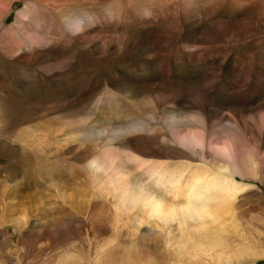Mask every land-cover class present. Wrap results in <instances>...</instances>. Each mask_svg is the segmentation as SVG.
<instances>
[{"label":"rangeland","instance_id":"rangeland-1","mask_svg":"<svg viewBox=\"0 0 264 264\" xmlns=\"http://www.w3.org/2000/svg\"><path fill=\"white\" fill-rule=\"evenodd\" d=\"M176 129L249 150L234 211L264 264V0H0V264L188 260L153 222L116 224L91 167L115 156L149 185L126 157L211 159Z\"/></svg>","mask_w":264,"mask_h":264},{"label":"bare ground","instance_id":"bare-ground-1","mask_svg":"<svg viewBox=\"0 0 264 264\" xmlns=\"http://www.w3.org/2000/svg\"><path fill=\"white\" fill-rule=\"evenodd\" d=\"M66 23L72 29L78 25V22ZM172 140L185 147L203 146L206 142L202 149L208 150L211 159L202 156V164L178 166L165 163L155 166L135 155L123 159L142 167L149 183L159 188V194L152 191L150 184L137 181L115 156L107 158L110 161L106 165L101 159L91 162L93 170L105 174L107 187L103 193L112 202L115 223L123 224L122 218L134 220L136 226L132 231L136 232L141 224L153 222L158 229L155 233L165 237L166 232L172 238L168 243L188 258L180 264H246L248 259L258 257L252 246L253 235L249 240V231L246 226L241 227L234 211L240 193L246 191L239 189L235 175L257 173L245 144L229 134L205 141L204 133L198 129H176ZM128 213L131 215L127 217Z\"/></svg>","mask_w":264,"mask_h":264}]
</instances>
